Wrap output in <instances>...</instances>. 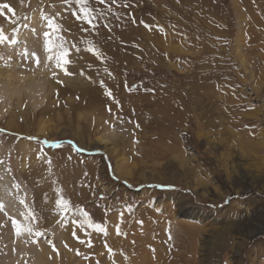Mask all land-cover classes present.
<instances>
[{"label":"rangeland","instance_id":"1","mask_svg":"<svg viewBox=\"0 0 264 264\" xmlns=\"http://www.w3.org/2000/svg\"><path fill=\"white\" fill-rule=\"evenodd\" d=\"M4 4L0 71L35 73L48 19L70 62L46 114L0 100V264L8 206L33 214L23 264H264V0Z\"/></svg>","mask_w":264,"mask_h":264},{"label":"bare ground","instance_id":"2","mask_svg":"<svg viewBox=\"0 0 264 264\" xmlns=\"http://www.w3.org/2000/svg\"><path fill=\"white\" fill-rule=\"evenodd\" d=\"M41 34L42 32L39 31L37 28H35L32 29V32L28 31L27 34H25V36L26 35L28 36V39L31 43H35V42H40ZM39 49H41V46L39 47ZM41 61H42L41 65L39 67H34L36 69L35 73L30 76L21 75V74L16 75L12 71H7V72L0 71V100L4 98L8 101L11 100L13 96L15 95L20 96L21 92H24L25 98L32 103L33 108L36 111H39L41 115L46 114V112H48L49 110L47 108H44L43 107L44 104H42V102H39L38 100L44 97L45 95L44 90L47 89L48 92L49 87H51V83L49 82V77L51 70L54 68L50 67L51 63L47 60V57L42 56ZM99 90H100L99 87L96 86V88L90 89L89 91L93 94L94 97L97 98L99 94ZM4 178L6 179L7 175H5ZM1 189H3V187ZM7 208L9 209V214L11 218H13L19 224L23 225L26 229H31L30 232L24 231L18 237V244L19 246L22 247V249H20L19 251L20 254L17 255L18 257L16 256V258L14 259V263L16 262V264H23L20 255L24 253L26 248L22 244L21 239L29 238L32 235L33 223L28 219L29 216L27 215L28 214L27 210L23 209L21 212L16 213L13 207L8 206ZM2 217L3 216L0 214V218ZM39 248L40 246H33V248H31L32 251H30V253L33 254V256L35 255L34 257H39L41 255V251Z\"/></svg>","mask_w":264,"mask_h":264},{"label":"snow or ice","instance_id":"3","mask_svg":"<svg viewBox=\"0 0 264 264\" xmlns=\"http://www.w3.org/2000/svg\"><path fill=\"white\" fill-rule=\"evenodd\" d=\"M99 2L104 3V0H99ZM75 3L80 6V12L83 14L84 19L86 21L90 22L91 10L85 6L87 3V0H75ZM0 7L7 9L9 12L13 11V9L8 4H4ZM47 26H48V29L50 30L49 32H45V34H44L45 35L44 51L47 54V60L49 62L54 61L55 66L57 68H60L61 70H63L65 72V75H67L69 73L67 72L65 66L70 62L67 59V57L69 56V51L64 48L63 43H56L52 39V35L55 34L59 30L58 26L53 22L52 19H48ZM7 39H8V37L3 34L2 30H0V43H3ZM13 43H14V41H13ZM88 50L93 52L94 54H96L95 49L89 48ZM23 55L25 58H28L27 50H25ZM32 56L35 58V62L37 63V65H39L40 61H39V58L36 57V54L33 53ZM108 94L111 95V93H108ZM20 203L23 204L24 201L21 200ZM57 206L59 208H61L62 210H67L68 202L65 200H62V199L58 200ZM2 209H3V205L0 204V210H2ZM27 215L29 217L33 216V214L31 212H29ZM84 215L87 216L86 213H84ZM13 228L15 230L16 236H18V237L24 231H29V232L31 231V229H26L23 225L19 224L16 221H13Z\"/></svg>","mask_w":264,"mask_h":264}]
</instances>
